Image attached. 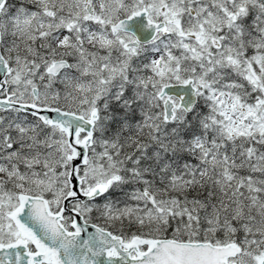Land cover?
<instances>
[{"label": "snow or ice", "instance_id": "snow-or-ice-1", "mask_svg": "<svg viewBox=\"0 0 264 264\" xmlns=\"http://www.w3.org/2000/svg\"><path fill=\"white\" fill-rule=\"evenodd\" d=\"M0 264H264V0H0Z\"/></svg>", "mask_w": 264, "mask_h": 264}]
</instances>
